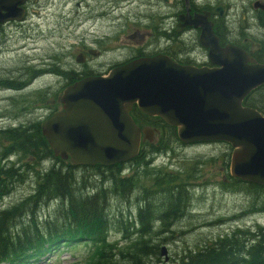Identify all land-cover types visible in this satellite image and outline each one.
<instances>
[{
	"label": "rangeland",
	"instance_id": "1",
	"mask_svg": "<svg viewBox=\"0 0 264 264\" xmlns=\"http://www.w3.org/2000/svg\"><path fill=\"white\" fill-rule=\"evenodd\" d=\"M110 1L117 0H32L26 6V19L22 24L5 26L0 30V84L8 80H18L25 84L17 91L9 88L10 86L0 85V129L18 128L36 122L43 124L54 113L62 112L63 105L59 98L67 84L65 73L89 72L93 75H106L111 68L110 65L122 62L140 51L139 39L136 41L130 37L123 38L120 32L125 31V21L134 25L132 15L137 14L143 19L147 9L137 7L139 1L135 0L131 5L128 4L130 3L128 0L123 3L118 1L122 8L113 11L110 8ZM210 1L213 4L229 6L226 29L232 33L233 40L243 43V39H246L247 46L255 42L261 44L264 40V27L260 26V16L258 19L253 18L254 13L250 7L252 0ZM126 4L128 6L124 7ZM131 33L133 29L129 28L125 34ZM251 44L248 49H251ZM143 45L146 47L145 52H153L156 48L152 36L147 37ZM89 51H94L95 54L90 55ZM80 53L85 55L83 64L75 61ZM247 58L249 63H254L251 56L248 55ZM131 108L132 106H126L128 112ZM152 118L156 120V125L134 122L140 130V141L145 130L151 132V141L144 140L141 144L157 145L161 139L163 141L169 139L172 150L156 156L153 154L150 157L152 162L147 164V168L133 167L136 186L131 197L111 198V212L116 219L122 216L126 221L133 222L128 220L131 215L129 213L135 214L133 209H136L139 200L144 199V189L152 187L151 180L145 176L148 168L161 170L163 173L161 175L165 177H180L182 181L190 182L192 188L189 187L192 190L190 205L193 206V211L180 223L168 229L158 228L159 224L155 225L160 235L152 236V242L161 244L160 248L165 249L168 260L165 261V257L160 253L159 262L157 263L156 258H150L149 264H168L184 251L202 247L235 228L246 229L253 226L264 228V212L258 209L247 210L253 202L262 204L263 201H256L239 191L235 194L225 192L220 185L232 177L230 175L232 150H229L228 144L207 142L187 146L173 142L170 140L169 131L160 125L158 121L160 118ZM173 134L177 137L176 129ZM2 143L6 145L5 142ZM10 161L14 164L19 163L18 169L22 168L19 172L24 173L23 175L31 170L28 168L23 172L25 170L23 165H32V159L29 157L19 156L15 152ZM35 168L38 170L37 166ZM132 170L131 166H126V175H130ZM31 177V174L27 175L26 179L24 177L23 182L16 183L11 193L0 200V210L20 204L25 197L31 195L34 188V179ZM154 201V204L161 203L160 198H155ZM55 205L54 202L42 203L38 210V222L52 214ZM110 229L108 242L114 244L116 248H126L132 242L133 235H130L129 240L127 234L122 238L119 224H112ZM85 243L87 242L79 241L67 245L62 240L49 248L44 256L30 258L24 262L85 264L93 252L92 246Z\"/></svg>",
	"mask_w": 264,
	"mask_h": 264
},
{
	"label": "trees",
	"instance_id": "2",
	"mask_svg": "<svg viewBox=\"0 0 264 264\" xmlns=\"http://www.w3.org/2000/svg\"><path fill=\"white\" fill-rule=\"evenodd\" d=\"M259 14L260 26L264 27V11ZM261 44V49L251 56L258 64H264L263 41ZM64 75L67 79L65 87L85 77L95 76L89 72H68ZM0 85L17 91L25 84L8 80ZM243 106L264 117V85L250 91L243 98ZM130 116L137 124L156 125L154 118L143 115L136 106L132 107ZM158 121L169 131L170 140L180 142L173 134L175 128L166 125L163 120ZM41 127L42 124L36 122L18 128L0 129L3 152L2 161L0 159V200L8 196L16 183L23 182L27 175L31 174L34 179L30 196L20 204L0 210V264H25L27 259L44 256L49 248L62 240L67 245L85 241L92 246L93 252L85 264H149L150 258H156L158 263L161 244L153 243L152 236L160 235L158 228L173 227L193 211L190 182L182 181L178 176L165 177L161 175V170L148 168L145 176L151 180L152 187L144 189V199L139 200L138 206L133 209L135 214L129 213L131 223L122 216L116 219L111 212L110 200L113 197L126 199L131 195L136 186L133 167L147 168L153 154L156 156L171 151L169 139H161L157 145L141 144L137 155L126 163L109 167L98 164L76 166L69 159L63 160L54 154ZM229 150H232L231 147ZM15 152L32 159V165H23V172L31 168L29 173L21 174L19 163H16L17 166L10 161ZM126 166L133 169L130 175H126ZM220 185L225 192L235 194L239 191L256 201H263L262 204L253 202L247 210L264 212V187L232 177ZM155 198H160L161 203L154 204ZM49 202L56 204L55 210L38 222L40 205ZM111 223L119 224L122 238L125 234L128 240L130 235L134 236L126 248L119 249L108 242ZM157 224L160 227L155 229ZM168 264H264V228H235L202 247L184 251Z\"/></svg>",
	"mask_w": 264,
	"mask_h": 264
},
{
	"label": "water",
	"instance_id": "3",
	"mask_svg": "<svg viewBox=\"0 0 264 264\" xmlns=\"http://www.w3.org/2000/svg\"><path fill=\"white\" fill-rule=\"evenodd\" d=\"M26 0H0V25L24 18ZM253 8H260L256 3ZM222 15V7L218 12ZM201 40L214 68L181 66L166 56L139 58L115 67L106 76H88L65 88L63 111L42 125L48 144L61 159L76 166L125 163L138 153L140 130L126 106L136 105L176 129L185 145L224 142L232 149L231 176L264 187V117L242 105L243 98L264 85V64L249 63L243 50L221 49L205 17ZM94 55V51H89ZM84 55L76 57L82 64ZM143 139L151 141L145 130ZM165 256V249H161Z\"/></svg>",
	"mask_w": 264,
	"mask_h": 264
},
{
	"label": "flooded vegetation",
	"instance_id": "4",
	"mask_svg": "<svg viewBox=\"0 0 264 264\" xmlns=\"http://www.w3.org/2000/svg\"><path fill=\"white\" fill-rule=\"evenodd\" d=\"M31 1L32 0L26 1L23 6L24 10L26 9L27 4ZM118 1L123 3L128 0L110 1V8L113 11L122 8L118 5ZM136 1H139L136 6H141L144 9H147V13L143 15V19L137 16V14L132 15L131 19L134 25L125 21V31H121L120 33L123 38L130 37L136 41L139 39L140 46L138 49L140 51H138L136 55L129 56L127 59H124L122 62L110 65L111 68L108 71L139 58H152L157 56H166L174 63L181 66L214 68L208 59L209 49L204 46L201 40L203 32L201 23L198 25L189 24L195 16H199V18L205 17L206 22L211 24L213 35L217 38L218 45L221 49H225L227 46L236 47L243 50L245 55H249V57L252 56L254 52L261 49L262 45L258 42L252 44L249 43L252 46L251 49H248L249 44L248 46L245 45L246 39H243V43L232 39V33L226 29L229 6H222L216 3L213 4L210 0ZM129 2L130 3L128 4L133 5L135 0H130ZM255 3L259 7H263V9H254L253 5ZM128 4L124 7L128 6ZM219 7H222L221 16L214 13L216 11L218 12ZM250 7L254 13V17H252L258 19L260 16L259 12L264 11V0H252ZM23 22H10L0 25V30H3L5 26L20 25ZM141 26H143V29L140 30ZM129 28L133 29V33L126 35L125 33ZM150 36L153 37L156 48L153 52H145L146 47H144L143 43L147 37Z\"/></svg>",
	"mask_w": 264,
	"mask_h": 264
},
{
	"label": "bare ground",
	"instance_id": "5",
	"mask_svg": "<svg viewBox=\"0 0 264 264\" xmlns=\"http://www.w3.org/2000/svg\"><path fill=\"white\" fill-rule=\"evenodd\" d=\"M252 208V207H251ZM172 225V224H171ZM175 226V225H174Z\"/></svg>",
	"mask_w": 264,
	"mask_h": 264
}]
</instances>
